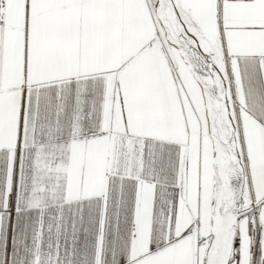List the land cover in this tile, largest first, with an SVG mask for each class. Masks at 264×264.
<instances>
[{
    "label": "snow or ice",
    "instance_id": "obj_1",
    "mask_svg": "<svg viewBox=\"0 0 264 264\" xmlns=\"http://www.w3.org/2000/svg\"><path fill=\"white\" fill-rule=\"evenodd\" d=\"M0 264H264V0H0Z\"/></svg>",
    "mask_w": 264,
    "mask_h": 264
}]
</instances>
